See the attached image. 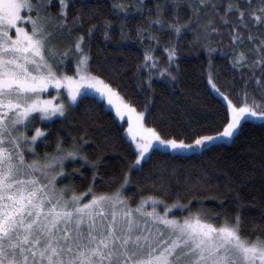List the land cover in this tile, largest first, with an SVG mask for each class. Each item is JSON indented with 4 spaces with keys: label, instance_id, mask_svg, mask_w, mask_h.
<instances>
[{
    "label": "snow or ice",
    "instance_id": "obj_1",
    "mask_svg": "<svg viewBox=\"0 0 264 264\" xmlns=\"http://www.w3.org/2000/svg\"><path fill=\"white\" fill-rule=\"evenodd\" d=\"M53 3L0 0V264H264V227L256 234L244 232L239 191L231 200L237 205L235 214L189 210L197 197L200 204L218 200L223 208L227 197L205 195L213 189L206 182L187 203H181L180 197L169 204L159 196L147 195L132 204V198L123 195L132 175H139L152 153L160 150L157 145L180 158L203 154L213 141L234 138L249 116L264 121V0H171V19L164 18L166 4L158 0L155 17L144 22L147 27L137 26L136 39L144 48L143 59L135 66L134 76H144L138 87L152 89L154 75L166 74L175 83L180 41L167 42L163 48L167 60L161 67L154 55L160 44L157 33L167 29L179 37L191 29L194 37L189 44L199 45L210 57L207 84L225 102L219 120L222 130L204 134V129L196 128L190 135L170 137L146 125L149 104L144 105V111H137L117 88L91 71V41L98 31L105 40L111 39L112 21L92 23L85 32L73 36L74 29L83 28L86 22L83 5L69 20L73 0H55L59 6L55 14ZM182 5L189 12L183 23L179 14ZM128 7L124 0H113L117 14L126 13ZM138 11H144L143 0H139ZM124 23L122 20L121 36L127 39ZM154 26L156 31H152ZM225 28L229 30L230 52L223 51ZM213 36L221 37L216 47H212ZM146 38L148 46L143 43ZM64 39L67 45L61 51ZM123 39L116 47L122 46ZM217 51L229 58L231 68L239 70L244 81L236 99L231 85L220 84L213 70L211 57ZM69 57L75 63L71 75L60 68ZM253 86L259 91V100ZM50 89L56 95H45ZM89 90L106 97L116 117L123 119L127 114L126 132L135 145L134 159L121 160V182L111 191H96L103 155L90 160L82 150L88 143L87 130L79 139L73 137L67 147L61 137L55 150L43 156L35 155L34 146L49 130L35 127L28 135L37 118L48 121L56 114L66 116ZM77 158L92 169V182L83 192L71 184L61 186L57 179L76 172L84 175L79 167L72 173L66 171L65 162L74 163ZM164 169L177 173L175 167L169 170L165 165ZM116 179L109 184H115ZM152 183L168 188L163 176ZM190 183L195 187L202 181L196 178ZM227 187L231 191L235 184ZM157 205H163L162 212ZM175 208L187 215H172L170 210Z\"/></svg>",
    "mask_w": 264,
    "mask_h": 264
},
{
    "label": "trees",
    "instance_id": "obj_2",
    "mask_svg": "<svg viewBox=\"0 0 264 264\" xmlns=\"http://www.w3.org/2000/svg\"><path fill=\"white\" fill-rule=\"evenodd\" d=\"M129 5L127 12L119 14L112 8L113 0H73V8L69 13V20L81 10L85 15L83 28L77 27L72 35H79L85 32L87 27L105 19L112 21L110 36L105 40L103 32H96L91 41V71L99 74L106 81L117 88L124 99L132 104L137 111H144V105L149 104L150 112L147 115L146 125L156 127L166 137L173 134L184 136L190 135L191 130L202 128L204 134H211L212 129L222 130L219 125L220 117L223 115L222 104L216 95L213 94L207 84V72L209 56L199 45L192 47L189 44L194 37V31L188 30L179 37L169 34L167 29L157 33L160 37V44L154 55L159 58L161 67L167 60L163 48L172 39L180 41V56L176 60L179 64L178 79L173 83L167 75L161 77L153 76L152 89L138 87V82L144 79L143 75L134 76L135 66L143 59L144 48L137 41L136 28L144 24L149 18H154L155 5L158 0H143L144 11H138L139 0H124ZM166 4L163 13L164 18L171 19L173 12L171 0H159ZM255 2V0H253ZM53 14L59 11L57 3L51 8ZM181 23L187 20L189 12L186 5L180 10ZM94 17L89 19V17ZM124 21V33L127 39L121 36V21ZM147 27L146 24H144ZM152 31H156V26ZM228 29H223L224 52H230L231 47L227 45L230 40ZM121 47H116L118 41H122ZM212 47H216V41L220 36L211 37ZM145 46L150 44L146 38L143 41ZM155 43V41H151ZM61 44L67 45L64 39ZM214 71L220 84L231 85L233 98L242 90L244 81L240 79L239 70H233L229 64V58L217 51L212 54ZM61 70L65 65L61 64ZM66 72L70 71L65 68ZM176 74L175 64L172 65ZM143 72V70H141ZM235 78V80H234ZM234 81V82H233ZM256 91L259 100V91ZM53 89L47 91L50 95ZM36 123H39L36 121ZM125 122H120L114 113L104 106V102L94 96L86 95L79 100L78 105L68 111L64 117L52 119L49 122H41L39 127L48 129L45 138H41L36 144V153L43 156L44 153H52L55 150L56 142L61 137L65 147L71 144L73 137L79 139L85 134L88 143L83 145L82 150L95 160L103 155V161L99 165L100 175L96 178V191H111L120 184V176L124 169L121 168V160L132 156L134 151L131 143L124 136ZM107 138V139H106ZM66 171L72 173L75 168H80L84 173L79 172L69 175L65 179H58L59 185L65 182L73 185L77 192H83L92 182V169L77 158L76 162L66 161ZM168 169L175 167L177 173L172 175ZM163 176L168 184L167 189H162L152 183L156 177ZM145 177L149 179H145ZM117 178L115 184H109V180ZM190 178V179H186ZM200 178L201 184L193 187L190 180ZM139 182V184H138ZM206 182L213 186L212 191H206L208 196L223 194L227 199L223 208L219 207L218 200H205L203 204L192 201L190 211L202 208L206 212H230L235 214L237 205L231 203L236 192L240 193L242 216L245 233H258L264 227V121L255 122L245 120L242 122L239 132L229 141H217L210 144L203 154H194L185 158L175 156L165 150L152 153L151 160L143 166V171L132 175V183L125 188V196L131 197V203L135 204L141 196L155 195L163 198L169 204L177 197L181 203H187L197 187H203ZM234 183L235 187L229 191L227 185ZM124 194V190H123ZM187 213V212H186Z\"/></svg>",
    "mask_w": 264,
    "mask_h": 264
},
{
    "label": "rangeland",
    "instance_id": "obj_3",
    "mask_svg": "<svg viewBox=\"0 0 264 264\" xmlns=\"http://www.w3.org/2000/svg\"><path fill=\"white\" fill-rule=\"evenodd\" d=\"M60 42H63V40H61ZM61 64H63V65H67V66H65L64 67V69H63V71H65L66 69L65 68H67L68 70H70V71H68L67 73L69 74V75H71L73 72H74V70H75V63H74V58H72V57H69L68 58V60L67 61H65L64 63H61ZM60 64V68H61V65ZM67 71V70H66ZM210 87V86H209ZM211 89V88H210ZM212 91V90H211ZM213 92V91H212ZM213 94L214 95H216L223 103H225L223 100H222V98L221 97H219L215 92H213ZM47 96H54V95H56V91L53 89V91L51 92V94L50 95H48V94H46ZM87 95H91V96H94L95 98H97L98 100H101V101H103L104 102V106L106 107V108H108V109H110L113 113H114V115H115V110L113 109V108H111L110 106H108V102H107V99H106V97H101L98 93H96L94 90H89V92H88V94ZM65 96H66V93H65ZM57 103L59 102V100H57L56 101ZM59 117H61V116H59V114H56L55 116H53L50 120H48V121H41V122H49V121H51L52 119H55V118H59ZM115 117H116V115H115ZM120 122H125V125H124V130H123V132H124V136H125V138H126V140H128L130 143H131V145H132V147H133V149L135 150V145L131 142V139H130V137H128V135H127V132H126V128H127V114H125V116H124V118L123 119H120V118H118V117H116ZM247 120H251V121H255V122H262V120H260V119H257V118H254V117H251V116H249L248 118H247ZM36 121H40L39 120V118H37V120ZM36 123V122H35ZM35 123L33 124V126H32V128H34L35 129ZM34 129H33V131H34ZM33 131H32V133H33ZM32 133H30L29 135H31ZM40 140V139H39ZM39 140H38V142H39ZM229 140H231V138H222V141H229ZM37 142V143H38ZM214 142H217V141H213L212 143H214ZM211 143V144H212ZM36 146V145H35ZM34 146V147H35ZM157 147L158 148H160V150H163L162 149V147L161 146H159V145H157ZM169 152H171L170 150H168ZM35 155H39L38 153H36L35 152ZM40 156V155H39ZM32 158V154H30L29 155V159H31ZM57 179H60L59 177L57 178ZM68 182H65L64 184H62V186L63 185H65V184H67ZM126 188V187H125ZM124 196H125V189H124V194H123ZM157 208H158V210L159 211H163V205H157ZM171 211V214L172 215H175V216H180V217H182V216H184V215H187V213L185 212V211H181L179 208H175V209H171L170 210Z\"/></svg>",
    "mask_w": 264,
    "mask_h": 264
},
{
    "label": "flooded vegetation",
    "instance_id": "obj_4",
    "mask_svg": "<svg viewBox=\"0 0 264 264\" xmlns=\"http://www.w3.org/2000/svg\"><path fill=\"white\" fill-rule=\"evenodd\" d=\"M38 122H39V123H35V126H36V127H39L40 124H41V121H38ZM33 129H34V128H31V129L28 131V135H29L30 133H32Z\"/></svg>",
    "mask_w": 264,
    "mask_h": 264
}]
</instances>
